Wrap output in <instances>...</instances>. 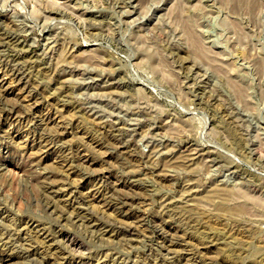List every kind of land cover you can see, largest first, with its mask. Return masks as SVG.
<instances>
[{
	"label": "rangeland",
	"instance_id": "1",
	"mask_svg": "<svg viewBox=\"0 0 264 264\" xmlns=\"http://www.w3.org/2000/svg\"><path fill=\"white\" fill-rule=\"evenodd\" d=\"M0 241L264 264V0H0Z\"/></svg>",
	"mask_w": 264,
	"mask_h": 264
},
{
	"label": "bare ground",
	"instance_id": "2",
	"mask_svg": "<svg viewBox=\"0 0 264 264\" xmlns=\"http://www.w3.org/2000/svg\"><path fill=\"white\" fill-rule=\"evenodd\" d=\"M53 13H54V12H53ZM20 76H21V75H20ZM20 76H19V77H20ZM20 79H21V78H20ZM18 82H19V81H18ZM21 84H22V83H21ZM3 97H4V96H3ZM13 108H14V106H13ZM13 108H12V109H13ZM13 112H14V111H13ZM47 133H48V132H47ZM48 138H49V137H48ZM198 152H199V151H198ZM186 157H187V156H186ZM180 158H181V157H180ZM180 158H179V159H180ZM186 163H187V162H186ZM177 165H180V164H177ZM217 191L220 192L219 190H217ZM223 191L225 192V190H223ZM215 192H216V191H215ZM214 194H215V193H214ZM218 194H219V193H218ZM220 195H221V194H220ZM221 196H222V195H221ZM170 234H171V233H170ZM175 235H176V234H175ZM1 236H2V235H1ZM173 237L175 238V236H172V237H169V238H173ZM167 238H168V237H167ZM168 240H169V239H168ZM173 240H174V239H173ZM165 241H166V240H165ZM170 241H171V240H170ZM177 241H178V240H177ZM181 241H182V240H181ZM0 242H1V241H0ZM172 242H173V241H172ZM174 242H176V241L174 240ZM174 242H173V243H174ZM178 242H179V241H178ZM200 243H201V242H200ZM167 244H168V243H167ZM170 244H171V243H170ZM170 244H169V245H170ZM175 244H176V243H175ZM166 246H168V245H166ZM170 246H171V245H170ZM183 246H184V245H183ZM186 246H187V245H186ZM171 248H172V247H171ZM180 248H181V247H180ZM167 249H169V248H167ZM170 251H171V249H170ZM172 251H173V250H172ZM180 251H181V250H180ZM187 252H188V251H187ZM169 257H170V256H169ZM167 261H168V260H167Z\"/></svg>",
	"mask_w": 264,
	"mask_h": 264
}]
</instances>
